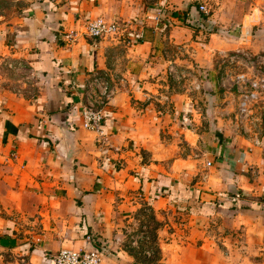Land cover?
<instances>
[{
  "label": "crops",
  "instance_id": "crops-1",
  "mask_svg": "<svg viewBox=\"0 0 264 264\" xmlns=\"http://www.w3.org/2000/svg\"><path fill=\"white\" fill-rule=\"evenodd\" d=\"M234 1L33 0L26 21L2 33L8 54L26 61L37 86L33 99L0 88V196L13 216L0 231V264H52L50 257L60 250L93 248L104 253L103 264H147L121 232L144 205L155 213L177 209L208 223L237 213L233 223L244 225L249 237L243 264H264V192L245 173L262 164V152L215 138L208 140L205 156L199 155L200 122L212 124L217 117L202 120L201 108L192 107L193 134L179 124L183 104L177 125L194 156L183 154L188 158L181 156L168 169L161 162L169 149L159 118L166 108H153L158 97L165 103L170 94L190 92L172 81L196 75L200 49L184 23H200L197 5L214 7L210 20L222 26L218 16L231 12ZM251 1L242 14L259 9L264 21V0ZM97 17L118 23L120 33L88 37L87 23ZM260 26L264 32V23ZM192 63L193 73L187 70ZM105 88L114 97L103 133L89 132L82 112L91 95L98 97ZM195 156L211 163L196 182V165L188 170L192 157L199 161ZM248 204L252 208L239 209ZM156 237L163 243L158 264H233L234 253L219 251V235L212 232ZM250 238L255 246L248 244ZM253 255L260 259L253 262Z\"/></svg>",
  "mask_w": 264,
  "mask_h": 264
},
{
  "label": "rangeland",
  "instance_id": "rangeland-1",
  "mask_svg": "<svg viewBox=\"0 0 264 264\" xmlns=\"http://www.w3.org/2000/svg\"><path fill=\"white\" fill-rule=\"evenodd\" d=\"M32 1L0 0V88L11 89L28 98H32L36 94V76L25 60L8 54L2 33L6 34L12 31L26 21ZM249 2L252 3L251 0H235L231 5L233 9L231 12L223 10L218 16L222 26H215L210 20L214 7L205 6L208 12L206 14L201 10V6L197 5L200 14L196 15V18L200 23H184V26L192 31L193 38L197 41V47L200 49L201 55L199 54V60L196 63V75H190L185 80L172 81L173 86L180 89L186 90L191 87L190 92L187 95L170 94L163 99L165 103H162L161 97H158L153 108L155 109L157 106L166 108L164 115L159 114V118H164L161 123L165 128L160 132L163 144L169 149V156L165 154V157L166 155L168 157L161 162L166 164L168 169L172 167L175 160H180L181 156L194 154L192 148L188 146V142L184 141V134L180 135L182 129L177 125L180 119L178 108L183 104L184 106L190 105L191 110L192 107H200L199 113L202 115V120L204 115L206 119H215L216 117L217 119L212 124L210 121L207 124L200 122V125L203 126L200 134H204L200 142L202 152L197 149L199 155L205 156L203 151L204 148L209 147V139L217 141L218 138L228 142L238 141L242 150L247 149L251 153H253L251 149H254L256 153L261 151L262 154L258 158L262 164L256 166L254 170L250 168L245 173L248 175L249 181L264 192V32L260 26V23H264V21H262L259 9L251 11L250 14L247 13L248 11L246 15L242 14L245 9H248ZM185 56V58H189L188 60H193L188 52ZM192 67L193 63L187 68L191 73H193ZM253 83H257V89L252 87ZM250 93L254 97L249 96L251 101L248 110H245L242 102L245 96ZM113 97L114 95L109 92L98 97L92 94L91 101L94 102V105L90 106L95 109H104L106 114V107L110 105ZM127 98L131 101L130 97ZM186 102L188 104H185ZM214 109H221L224 112L217 113ZM190 118L192 124L196 125L197 123L193 121L196 118L193 111ZM218 123L219 127L215 125ZM185 126L187 129L193 130L194 134V127L190 125L189 120L185 122ZM197 130L199 128H196ZM186 134L189 136L192 133L186 131ZM157 141V145H159L160 140ZM141 154L143 160L148 161L147 153ZM192 158L188 170L194 169L196 165L198 174L194 179L196 182L203 173L208 171L209 166L203 157L195 156L194 158L199 160L197 162H194ZM136 193L138 194L139 191ZM137 196L139 197V194ZM262 199L263 197H261ZM147 206H141L136 212L133 211L135 216L129 224L122 226L121 231L122 235H128L126 244L130 245L133 251L138 252L139 255L136 258L139 261L158 264L159 244L163 243L158 242L156 235H184V233L189 234L197 231H208L219 235L217 238L218 250L223 253L226 250L232 251L234 253L233 264H243L244 261H247V252H243L246 250L243 245L246 243L244 241L249 238H247L248 232L246 231L245 235L244 225L233 223L237 213L219 215L208 223V220L200 221L183 215L177 209L155 213ZM243 207L250 209L252 205L248 204ZM234 210L236 211L235 207ZM12 218L7 200L0 196V231ZM230 232H233L232 235H228ZM255 240L250 238L247 241H249V245L255 246ZM222 256L225 258V255ZM251 259L256 262L260 257L253 255Z\"/></svg>",
  "mask_w": 264,
  "mask_h": 264
},
{
  "label": "built area",
  "instance_id": "built-area-1",
  "mask_svg": "<svg viewBox=\"0 0 264 264\" xmlns=\"http://www.w3.org/2000/svg\"><path fill=\"white\" fill-rule=\"evenodd\" d=\"M201 10L208 14L205 6H201ZM120 33V25L118 23L109 22L104 17H97L95 19L89 20L86 28V35L93 39H101L106 36H116ZM254 84V85H253ZM252 87L254 89L258 88L257 83H253ZM111 93L108 88H105L103 94ZM102 94V95H103ZM254 97L252 93L245 96L242 102V106L245 110H248L249 102L251 101L250 96ZM95 101L97 99L95 98ZM94 102L91 101L90 104L83 110L82 115L84 118V128L85 130L93 133L102 134L103 133V122L105 119L104 109H95L93 106ZM207 166H211L209 162ZM149 254V253H148ZM105 255L97 248L91 250H69L63 249L50 257L52 264H103Z\"/></svg>",
  "mask_w": 264,
  "mask_h": 264
},
{
  "label": "trees",
  "instance_id": "trees-1",
  "mask_svg": "<svg viewBox=\"0 0 264 264\" xmlns=\"http://www.w3.org/2000/svg\"><path fill=\"white\" fill-rule=\"evenodd\" d=\"M190 112H191V106L190 105H185L184 106V110H183V117L181 118V120H183V122L182 123H179V124H181L180 125L181 127H184L185 126V122L188 120V116H189ZM239 209L240 210H244L242 207H239Z\"/></svg>",
  "mask_w": 264,
  "mask_h": 264
}]
</instances>
